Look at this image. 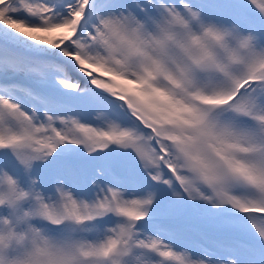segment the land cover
<instances>
[{
	"label": "snow or ice",
	"instance_id": "obj_1",
	"mask_svg": "<svg viewBox=\"0 0 264 264\" xmlns=\"http://www.w3.org/2000/svg\"><path fill=\"white\" fill-rule=\"evenodd\" d=\"M0 264H264V0H0Z\"/></svg>",
	"mask_w": 264,
	"mask_h": 264
}]
</instances>
